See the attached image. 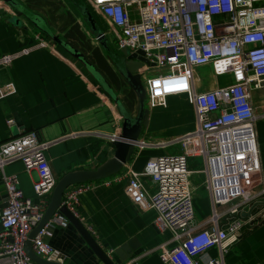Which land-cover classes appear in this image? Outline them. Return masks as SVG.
I'll return each mask as SVG.
<instances>
[{"label": "built area", "instance_id": "built-area-1", "mask_svg": "<svg viewBox=\"0 0 264 264\" xmlns=\"http://www.w3.org/2000/svg\"><path fill=\"white\" fill-rule=\"evenodd\" d=\"M85 4L109 23L118 50H139L151 64L145 70L152 73L141 81L149 109L165 107L166 99L176 95H185L193 109L194 130L161 142L138 141L134 146V151L178 146L177 154L159 155L148 160L140 174L127 171L120 176L127 177L124 192L132 205L141 212L154 211V228L170 235L159 247V261L223 264V254L239 239L241 230L264 219V206L259 205L264 204V187L254 191L260 184V164L253 132L257 118L249 95L251 90L264 88V0H85ZM38 41L39 46L45 44ZM13 58L0 56V68L9 67ZM202 66H209L215 77L229 78V83L194 92L191 72ZM11 93L10 83L0 84V98ZM116 136L104 138L111 143ZM48 146L30 133L0 144V182L5 193L0 210V264H34L24 244L56 183L44 157ZM188 156L203 161L212 206L207 227L200 229L192 223ZM13 162L35 174L32 192L37 202L23 197L15 175L4 174L3 168ZM120 177L100 182L108 186ZM141 178L155 185L152 196L143 189ZM88 188L89 183L68 187L60 206L75 217L76 198ZM53 216L30 240V247L36 257L59 263L57 253L40 240L50 224L63 226L62 217ZM212 249L217 257L202 261Z\"/></svg>", "mask_w": 264, "mask_h": 264}, {"label": "crops", "instance_id": "crops-1", "mask_svg": "<svg viewBox=\"0 0 264 264\" xmlns=\"http://www.w3.org/2000/svg\"><path fill=\"white\" fill-rule=\"evenodd\" d=\"M14 1L41 18L53 37L80 52L103 78L128 115H134L133 93L106 59L69 0ZM80 1L104 36H111L116 42V35L109 23L91 10L85 0ZM11 17H14L13 11L0 0V56H14L10 66L0 70V84L10 83L14 89V93L0 98V144L28 133L38 143H49L44 157L56 181L66 173L94 170L113 153L112 146L104 136L120 133L122 119L115 105L61 46L32 29L21 17L12 25L8 20ZM90 38L96 44L94 47H91ZM38 40L45 44L39 46ZM146 68L143 66L139 70L140 81L152 73L147 72ZM217 78L209 66L194 68L190 77L191 87L196 93L210 91L221 86L217 84ZM229 81V78H223L222 83ZM249 95L253 114L257 118L253 132L260 164V184L254 191H260L264 187V88L251 90ZM174 102H181L188 108V121L166 110L168 104ZM158 109L147 107V126L146 129L141 128L139 141L161 142L194 130L193 109L185 95L168 97L165 107ZM7 121H11V125H6ZM169 122H174L178 133L166 131ZM90 132L103 137L88 136ZM75 133L81 135L70 137ZM163 150L165 154H177L179 147ZM159 152L133 151L129 162L116 175L120 177L127 171L140 174L145 163L159 156ZM186 165L192 223L197 229L204 228L212 214V206L206 189L203 161L199 157L188 156ZM3 172L5 175H15L23 197L37 202L32 192V185L36 181L33 172L24 171L19 162L6 165ZM120 178L117 183L108 186L101 182L89 183V188L76 198L74 218L113 264H162L158 259L159 247L169 240L170 235L161 234L154 228V211L141 212L132 205L124 192L127 177ZM140 183L148 195L155 193L156 187L150 179L141 178ZM261 203L259 205L264 206ZM222 209L220 207L216 212ZM62 222L63 226L50 224L46 228L47 234L40 237L57 253L60 259L57 264H102L78 231L63 217ZM216 257L217 252L212 249L201 260ZM222 261L223 264H264V219L257 225L241 230L239 239L228 247Z\"/></svg>", "mask_w": 264, "mask_h": 264}, {"label": "water", "instance_id": "water-1", "mask_svg": "<svg viewBox=\"0 0 264 264\" xmlns=\"http://www.w3.org/2000/svg\"><path fill=\"white\" fill-rule=\"evenodd\" d=\"M7 4L14 13V17L23 18L29 25L37 32L42 33L45 37L53 43L61 46L63 50L77 61L84 70L94 79L101 90L112 100L119 116L122 119L120 133L116 136L110 145L113 148L112 156L104 163L90 171H75L66 173L58 179L51 191L47 206L42 214L38 224L29 232L27 240L24 244V251L27 258L34 264H57L47 262L36 257L30 247V240H32L38 231L47 223V221L57 214L63 217L70 225H72L80 234L83 241L90 248L96 258L102 264H113L106 255L96 246L95 242L83 229L82 225L70 213H68L63 206H60L63 192L70 186L80 185L85 183L99 182L118 174L122 168L129 162L135 143L139 140L141 128L147 126L148 111L144 108L145 92L141 85L139 70L144 67H150L151 64L143 57V53L139 50L129 52L126 49L115 51L108 43L104 34L100 31L95 20L89 13L86 6L80 0H69L73 7L77 10L82 21L94 41L97 43L100 50L105 55L106 59L113 66L115 71L127 84L130 91L135 97L134 115L129 116L125 109L121 106L118 99L108 88L103 78L97 73L95 68L86 61L83 55L76 49H73L63 41L53 37L51 32L46 27L45 23L38 16L27 11L23 6L14 0H1ZM17 23V21L15 22ZM5 193L3 185L0 182V210L4 206ZM1 231V227H0Z\"/></svg>", "mask_w": 264, "mask_h": 264}, {"label": "rangeland", "instance_id": "rangeland-1", "mask_svg": "<svg viewBox=\"0 0 264 264\" xmlns=\"http://www.w3.org/2000/svg\"><path fill=\"white\" fill-rule=\"evenodd\" d=\"M18 3V2H17ZM20 5H21V3H20ZM21 6H23V5H21ZM9 21H10V23L12 24V25H14L15 24V22H16V20H17V18L16 17H11L10 19H8ZM20 25V24H19ZM31 26V25H30ZM31 28H32V26H31ZM33 29V28H32ZM113 37V36H112ZM106 38V37H105ZM109 38V39H108ZM108 38H106L107 39V41H108V43L112 46V48L115 50V51H117L116 49V47H115V45H116V42H115V40H113L112 38H111V36L110 37H108ZM114 38V37H113ZM111 40V41H110ZM90 43H91V47H94L96 44H95V42L92 40V38H90ZM88 54V53H87ZM1 69H4V68H0V70ZM6 69V68H5ZM223 78H224V80H225V78H227V77H218L217 78V84L218 85H222L223 83H222V81H223ZM224 85V84H223ZM144 108L145 109H147V105H146V100H145V102H144ZM158 110H161V108L160 109H158ZM168 112H170V113H176L183 121H188L189 120V118H190V111L188 110V108L186 107V106H184L181 102H179V103H177V102H174V103H169L168 104V108L166 109ZM155 111V110H154ZM153 111V113H155ZM257 122H259V121H256V123ZM259 124V123H258ZM144 129H146V128H144ZM179 129H178V127L174 124V122H169L168 123V127H167V129H166V131L168 132V133H178L179 131H178ZM150 142H152V140L150 141ZM145 143H149V142H145ZM177 146H175L174 148H176ZM173 148V147H172ZM144 150H147V151H155V150H160V149H144ZM160 152H161V154H160ZM160 152H159V155H164L166 152L164 151V150H160ZM100 182V181H99Z\"/></svg>", "mask_w": 264, "mask_h": 264}]
</instances>
